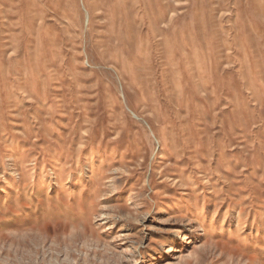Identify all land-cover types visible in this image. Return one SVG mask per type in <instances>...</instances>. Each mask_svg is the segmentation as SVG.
I'll return each instance as SVG.
<instances>
[{
    "label": "rangeland",
    "instance_id": "374dc122",
    "mask_svg": "<svg viewBox=\"0 0 264 264\" xmlns=\"http://www.w3.org/2000/svg\"><path fill=\"white\" fill-rule=\"evenodd\" d=\"M0 264H264V0H0Z\"/></svg>",
    "mask_w": 264,
    "mask_h": 264
}]
</instances>
